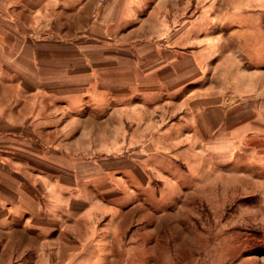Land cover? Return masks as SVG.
Masks as SVG:
<instances>
[{
    "label": "crops",
    "instance_id": "crops-1",
    "mask_svg": "<svg viewBox=\"0 0 264 264\" xmlns=\"http://www.w3.org/2000/svg\"><path fill=\"white\" fill-rule=\"evenodd\" d=\"M147 1L0 0V264L264 142V0Z\"/></svg>",
    "mask_w": 264,
    "mask_h": 264
},
{
    "label": "rangeland",
    "instance_id": "rangeland-1",
    "mask_svg": "<svg viewBox=\"0 0 264 264\" xmlns=\"http://www.w3.org/2000/svg\"><path fill=\"white\" fill-rule=\"evenodd\" d=\"M147 2L151 8L154 0ZM208 13L202 10L194 21L199 34L209 25L212 29L219 23L212 22ZM258 144L249 142L247 145L251 147L247 151L250 153ZM257 151L259 158L247 152L229 164H220L216 169L214 166L213 174L207 175V184H202V174L194 171V164L188 160H173V163L158 160L159 170H164V174L156 176L162 181L160 187L152 182L147 191L144 188L127 190L126 198L110 201L122 209H114L112 217L104 209L97 218H84L69 228V238L59 230L44 237L45 242L39 245V239L30 238L42 247L43 253L17 254L11 261L20 264H264V142ZM199 161L206 162V167L210 162L218 163V160ZM240 171L249 175L232 174ZM207 172L211 171L207 169ZM255 178L261 182H254ZM129 206L134 209L126 210Z\"/></svg>",
    "mask_w": 264,
    "mask_h": 264
}]
</instances>
